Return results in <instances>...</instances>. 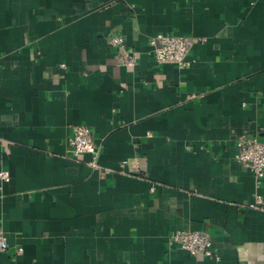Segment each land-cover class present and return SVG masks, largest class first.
Returning <instances> with one entry per match:
<instances>
[{"label": "crops", "instance_id": "crops-1", "mask_svg": "<svg viewBox=\"0 0 264 264\" xmlns=\"http://www.w3.org/2000/svg\"><path fill=\"white\" fill-rule=\"evenodd\" d=\"M157 34L203 40L193 65L157 64ZM74 125L106 172L71 158ZM248 137L264 142V0H0V264H264ZM177 231L219 261L169 249Z\"/></svg>", "mask_w": 264, "mask_h": 264}, {"label": "built area", "instance_id": "built-area-1", "mask_svg": "<svg viewBox=\"0 0 264 264\" xmlns=\"http://www.w3.org/2000/svg\"><path fill=\"white\" fill-rule=\"evenodd\" d=\"M203 40L182 35L157 34L151 38L150 45L153 49V58L159 65H173L180 70L190 68L194 61L188 58L194 45ZM109 46L119 50V66L134 69L138 64V52L129 50L122 36H111ZM66 70V65H61ZM196 95L189 94L186 100H193ZM71 135L68 138L71 158L84 162L94 170L106 172L99 163L100 150L96 145L92 130L84 125L71 126ZM235 160L248 167L254 174L257 185L260 186L264 177V142L257 138H240L236 142ZM8 170L0 169V186L10 181ZM1 188V187H0ZM252 209H263V197L255 194L254 202L249 205ZM169 249L178 248L188 252L191 256L213 258L219 261L214 254L211 236L204 231H177L168 238ZM9 249L8 239L0 225V253ZM23 248H18V255L23 253Z\"/></svg>", "mask_w": 264, "mask_h": 264}]
</instances>
